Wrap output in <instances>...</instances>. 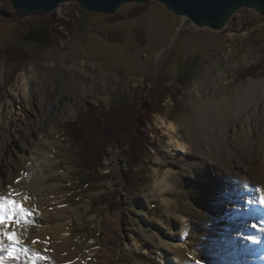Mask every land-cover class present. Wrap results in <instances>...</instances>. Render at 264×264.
Wrapping results in <instances>:
<instances>
[{
    "label": "rangeland",
    "instance_id": "374dc122",
    "mask_svg": "<svg viewBox=\"0 0 264 264\" xmlns=\"http://www.w3.org/2000/svg\"><path fill=\"white\" fill-rule=\"evenodd\" d=\"M42 26L52 33L48 47L24 40L32 27ZM24 49L32 56L15 62V58L27 55ZM250 69L258 70L257 74L241 78ZM251 79L264 80V17L248 9H241L227 28L216 32L198 29L156 2L127 4L112 17L86 13L77 4L66 3L47 18L20 20L10 1L0 0V153L16 158L11 152H3V146L9 135L15 136L16 129L27 125L29 117L36 119L29 112L30 106L37 109V117L40 113L44 123L32 125L36 153L12 147L23 156L25 172L34 166L42 175L40 181L54 176V191L41 198L64 202L69 216L58 222L69 225L68 236L74 244L71 252L61 257L71 255L70 259H77L79 264H101L102 258L105 264H168L164 253L152 245L159 244L156 226L174 234L173 220L183 215L186 232L179 245L189 246L193 225L185 209L194 203L186 193L193 186L187 179L189 155L172 152L163 121L177 128L186 121L195 126L197 103L223 106L244 93ZM157 80L170 96L164 107L154 106L152 121L144 122L148 155L132 169L124 158L125 149L114 144L104 157V169L98 177H103L102 181L93 182L96 175L82 181L77 148L66 135V125L79 121L84 146L92 145L85 131L99 135L98 128L95 133L89 121L82 122L84 114L92 108L98 109V114L108 112L111 105L130 103L137 97L146 102ZM242 102L244 106L245 99ZM185 133L186 129L178 131L179 136ZM5 173L0 170V187ZM155 173L159 182L170 174L172 189L165 191L164 197L161 188L153 186ZM4 186L0 194L8 195V184ZM31 187L27 190L34 194ZM165 200L172 205L167 207ZM118 214L122 216L116 227L111 221ZM147 219L153 225L145 227L146 234H142L138 232L140 223ZM122 234H129L132 248H123ZM33 244L30 240V247L25 248L32 252ZM253 254L257 264H264V248ZM79 255L82 259L78 261Z\"/></svg>",
    "mask_w": 264,
    "mask_h": 264
},
{
    "label": "bare ground",
    "instance_id": "6f19581e",
    "mask_svg": "<svg viewBox=\"0 0 264 264\" xmlns=\"http://www.w3.org/2000/svg\"><path fill=\"white\" fill-rule=\"evenodd\" d=\"M252 98L255 99L254 102H251ZM244 99L245 105L242 106ZM30 108L29 112L36 119L33 121L29 117L26 126L16 129L15 136L9 135L10 139L5 142L3 152L7 155L11 152L16 158L5 157L1 152L0 170L7 175L2 177L4 184L13 187V198L33 213V216L25 217L24 220L44 227L40 229L27 224L18 228L14 223L5 230L16 232L24 248L30 247V240L34 243L33 257L29 259L26 256L28 264H53L54 261L55 264H79L77 259H70L71 255L61 257V254L71 252L74 244L68 236L69 225L58 222L69 216L63 208L64 202L56 198H41L47 191H54L55 186L51 182L54 176L50 175L45 177V181L44 178L40 181L42 175L34 166L29 172H25L23 156L17 155L12 147L17 145L23 153L35 152L32 148L34 142L31 133H35L32 125L35 123L40 127L44 118L40 113V117H37V109ZM48 111L52 110L48 108ZM195 111L198 122L195 126L190 125L189 121L183 122L184 126L181 128L187 132L184 136L178 135L180 127L163 121L172 152L175 155H189L187 179L193 186L186 193L194 203L191 207L186 206L185 210L193 225V234L189 238L192 243L186 240L190 242L187 243V248L179 245L185 237V215L182 219L173 220L174 234L156 226L159 244L154 245L153 241L151 243L156 251L164 253L168 264H257V255L253 253L264 248V203L260 202L264 198V80L251 79L245 85L244 93L231 98L223 106L200 101ZM212 130H217V133L213 134ZM3 131L7 132L5 128ZM154 176L153 186L161 188L164 197L165 191L172 189L170 174L163 175L160 182L155 179L156 173ZM4 184L0 187V192L5 191ZM29 186L34 189V194L28 192ZM29 196H35L36 200ZM250 201L252 206L247 207ZM224 202H227L226 206ZM164 203L167 207L172 205L169 200ZM120 216L122 214L112 218L111 222L116 227ZM151 225L153 224L148 219L146 223L141 222L138 232L146 234L145 227L151 228ZM249 228L251 230L246 234L245 231ZM41 234L45 236L43 239ZM128 236L129 234H122L121 238L125 249L132 248L131 242L127 240ZM9 243L5 241L6 249ZM192 253L194 257L191 256ZM81 257L79 255L78 261ZM5 261L9 262L7 258ZM102 261L105 264L103 258L101 264Z\"/></svg>",
    "mask_w": 264,
    "mask_h": 264
},
{
    "label": "trees",
    "instance_id": "16d2710c",
    "mask_svg": "<svg viewBox=\"0 0 264 264\" xmlns=\"http://www.w3.org/2000/svg\"><path fill=\"white\" fill-rule=\"evenodd\" d=\"M140 13H137L139 15ZM33 29V27H32ZM15 47V46H14ZM12 47L14 50L16 48ZM27 55L15 58V62L27 60L32 56L28 49ZM258 70L250 69L241 75L243 77L255 76ZM170 93L164 88L161 81L157 80L154 87L149 91L146 102L139 97L133 102L115 103L110 106L108 112L98 114V109H90L84 116H91L89 119L81 118L82 122H88L92 125L96 133L98 128L99 135H90L85 131L90 144L84 146L82 134L79 131V121L70 122L66 125V135L72 142L73 147L77 148L76 158L79 163V175L81 180H85L91 175H96L93 182L102 181L99 177L101 170L104 169V157L107 149L119 144L123 147L124 158L129 166L134 169L148 155L147 134L145 132L144 122L152 121V116L156 113L154 106L164 107ZM175 98V97H173ZM98 118L96 121L92 118Z\"/></svg>",
    "mask_w": 264,
    "mask_h": 264
},
{
    "label": "water",
    "instance_id": "95a60500",
    "mask_svg": "<svg viewBox=\"0 0 264 264\" xmlns=\"http://www.w3.org/2000/svg\"><path fill=\"white\" fill-rule=\"evenodd\" d=\"M15 16L20 20L47 18L66 3H75L86 13L114 16L127 4L146 5L152 2L161 4L177 17L192 22L198 29L222 31L231 19L241 10L254 11L264 17V0H9ZM52 33L49 27L32 29L24 38L30 43L48 47Z\"/></svg>",
    "mask_w": 264,
    "mask_h": 264
},
{
    "label": "snow or ice",
    "instance_id": "6c2138e0",
    "mask_svg": "<svg viewBox=\"0 0 264 264\" xmlns=\"http://www.w3.org/2000/svg\"><path fill=\"white\" fill-rule=\"evenodd\" d=\"M8 195L0 194V264H5V254L9 264H28L24 254L31 250L22 246L16 232L5 230L8 225L24 222L25 217H31V210L22 206L21 202L13 198L11 187ZM264 203V198L261 199ZM19 218V219H17ZM5 241L10 242L5 248ZM24 256V259L21 257Z\"/></svg>",
    "mask_w": 264,
    "mask_h": 264
}]
</instances>
